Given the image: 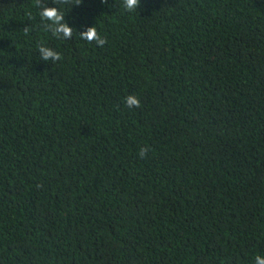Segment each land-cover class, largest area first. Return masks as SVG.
<instances>
[{"label": "trees", "instance_id": "trees-1", "mask_svg": "<svg viewBox=\"0 0 264 264\" xmlns=\"http://www.w3.org/2000/svg\"><path fill=\"white\" fill-rule=\"evenodd\" d=\"M257 255L264 0H0V264Z\"/></svg>", "mask_w": 264, "mask_h": 264}, {"label": "clouds", "instance_id": "clouds-1", "mask_svg": "<svg viewBox=\"0 0 264 264\" xmlns=\"http://www.w3.org/2000/svg\"><path fill=\"white\" fill-rule=\"evenodd\" d=\"M106 2V0H105ZM140 6V0H122V7L127 11H134ZM42 19L52 22L56 25L54 29V34L57 38L60 35H63L64 39H71L73 34V29L70 28L67 24L61 23L63 20V15L56 8H45L40 12ZM26 30V29H25ZM81 39L92 43L95 41L99 46H103L106 43V40L100 38L95 27L89 28L86 32L80 34ZM38 51L41 53V58L44 60H57L59 61L62 57L59 53L43 47L38 46ZM125 103L129 108L139 107L140 100L133 95H129L125 98ZM147 154V148H144L140 151L139 155L143 158ZM255 264H264V257L257 255L255 257Z\"/></svg>", "mask_w": 264, "mask_h": 264}]
</instances>
